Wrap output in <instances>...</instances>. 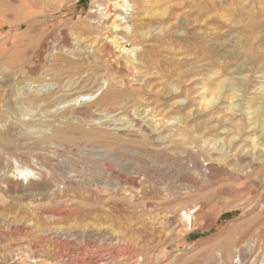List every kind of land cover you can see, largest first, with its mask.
Listing matches in <instances>:
<instances>
[{
  "label": "rangeland",
  "instance_id": "obj_1",
  "mask_svg": "<svg viewBox=\"0 0 264 264\" xmlns=\"http://www.w3.org/2000/svg\"><path fill=\"white\" fill-rule=\"evenodd\" d=\"M57 1L48 0L49 3H58ZM157 1L138 0L139 6H135L134 0H127L123 8L117 6V9H113L116 13H107L101 0L62 1V9L55 10L53 17L45 20L48 29L42 35H52L53 30L65 24L72 46L85 54L89 61L98 64L103 63L96 50L98 42L106 41L110 44L111 41H116L117 46L110 45L115 55L129 61L131 66L135 65L136 76L150 95L148 101L143 100L141 105H137L138 116L135 118L152 133L153 151L136 154L122 151L121 162L116 166L112 163L100 166L99 170H111L113 175L125 178L129 175L132 179L146 174V180L144 184L135 181L133 185L121 183L119 186H107L104 200L92 197L85 200L75 197L46 199L34 192L40 193L47 186V183L40 180L38 173L48 175L49 167L63 162L54 142L49 145L41 141L52 133V127L65 124L67 116L75 121L77 114L73 113L72 108L84 107L95 101L107 87V78L100 72L94 75L96 84L84 96L85 101L76 99V94H72L77 89L73 90V85L70 87L72 81H83L84 73L78 72L80 76L78 73H60L59 77H54L55 72L50 71L53 78L47 74L39 82L33 78H12L11 89L7 92H12L13 88L15 92L24 87L31 94H48L50 91L57 93L56 103L24 107V117L21 118L9 115L4 110L2 94L7 87L3 85L4 73L0 59V93L3 92L0 95V264L264 263V136L253 122L247 120L248 117L241 114L250 105L251 97L259 94V86L264 84L262 74L255 72L256 70L255 73L247 74L248 83L243 88L244 91L240 90L241 87L236 92L239 98L233 102L232 116L226 110L228 102L224 98L216 103L215 108L201 106L199 100L202 85L210 79L209 58L202 52V48L209 46L211 40L207 37L210 33L207 28L209 18L205 19L203 16L201 21L199 19L200 12L207 15L213 0ZM214 1L217 20L220 22V41L224 40L226 49L231 48L233 42L222 38V34L236 39L242 33L241 28L252 22L250 20H253L252 23L257 28L252 29L251 33L258 36L264 34V0ZM13 4L14 2L7 0L4 9L11 13ZM143 5L157 7L156 9L169 6L173 17L171 21H154L145 26H135L136 15L141 13ZM8 14L5 13L4 20L0 22V42L14 39L18 43L20 36L24 35V27L12 23V14ZM183 20L189 23L190 33L196 32L197 36L205 39L192 50H187L184 46L185 49L174 47L172 51L162 53L173 72L168 81L173 87L174 99L166 97L169 103L174 101V106L184 111L192 108L194 114L184 120L179 113H175L168 123L162 124L160 110L163 108L156 106L154 101L156 97H162L159 91L165 79L162 78L163 66L155 61V57L148 60L144 55V48L158 38L166 41L167 33H170L172 39L183 36L185 30L176 25V22ZM205 21H208V26L204 25ZM78 23H88L95 43L78 37L75 26ZM135 27L145 37H137V41L132 43L130 35ZM32 35L35 36V45L38 34ZM188 41L192 40L188 38ZM229 43L231 44L226 46ZM119 44L122 45L118 47ZM67 49H64L65 53L75 59L76 56ZM192 63L197 70L191 67ZM43 65L38 70L41 73L47 69L44 68L47 65ZM106 72L110 76L112 87L123 89L124 85L116 74L109 69ZM180 72L183 74L182 91L174 85V75ZM223 76L221 74L217 79L221 80ZM50 79L53 80L52 83ZM185 90H190L187 99L184 96ZM256 101L257 99L254 103ZM111 116L109 120L108 117L93 121L85 119L87 121L83 120V125L108 127L113 122L129 124L127 117H122L117 111ZM201 119H208L209 128L204 132L199 125ZM236 123L242 129L231 126ZM155 126L157 129L154 130ZM165 133H168L167 137L164 136ZM205 140L212 142L203 145ZM163 150L167 152L162 153ZM187 153L191 154L192 161H189ZM197 162L200 163L198 166L195 164ZM189 163L192 164L188 165ZM23 166L38 171L35 176H39V179L32 178L29 183L10 177L14 175L16 167ZM7 174L10 175V180L2 182V177ZM108 182L113 183L112 180ZM100 187L102 186L91 183L87 186L95 192H99ZM186 209H190L191 227L181 218Z\"/></svg>",
  "mask_w": 264,
  "mask_h": 264
},
{
  "label": "bare ground",
  "instance_id": "obj_2",
  "mask_svg": "<svg viewBox=\"0 0 264 264\" xmlns=\"http://www.w3.org/2000/svg\"><path fill=\"white\" fill-rule=\"evenodd\" d=\"M10 1L14 2L10 10L11 13L7 12L4 9V7L7 4V0H0V22L2 19L4 20L5 13L12 14V18H13L12 23L15 22V24H18L19 27L23 26L24 35L20 36V38L18 39L19 40L18 43L14 41V39H5L4 41L0 42V59H2L1 61L2 73H4V75H2V80H3V85L7 87V89H5L6 92L4 94H2L3 93L2 92L0 93V95L1 94L3 95V96L1 95L4 99L3 102H5L3 106L7 114L15 115L16 117L23 118L24 107H29V106L39 107L43 105L49 106L57 102V95H56L57 93L54 91H50L48 92V94H44L40 92L31 94L24 87H20L18 89L16 88L17 91L15 92L13 91L14 88L12 92L11 90L10 92H7L8 89H11L9 87H10V83H12L11 82L12 78L14 79L16 77L18 79L20 78L21 80H25V79L27 80L28 78H33L35 81L38 80L39 82V80H42V78L47 74L50 76L51 74V73L49 74L50 71L55 72V75L53 74L54 77H59L58 75H60V73L66 75H73L74 73L76 74L78 72H80L81 74L84 73L85 76L84 77L82 76L84 78L83 81H79L77 83L75 80L70 83V87L73 85L72 86L73 90L77 89V91H74L72 95L76 94L75 95L76 99L80 98V100L82 101L83 100L85 101L84 96L86 95V93L92 91V88L96 84L95 83L96 79H93L96 73L100 72L108 80L107 87L105 88L104 91L101 92V94L95 101L91 103H87L86 106L84 105V107L72 108L74 109L72 110L73 113L75 112L74 114H77L75 115L76 116L75 121L70 120L69 117L67 116L66 121H64L65 124L52 127L51 129L52 133L50 132L51 134L43 138V140L41 141L46 144L49 143V145L50 142H54L58 147L57 152L59 153L60 156H62L63 162L62 163L60 162L61 164L55 165L52 168L49 167L48 175L47 173L45 175L44 174L41 175L42 172L38 173V175L41 176L40 180L47 183V186H45L46 187L45 190L40 191V193L34 192V194L36 195L38 194L42 197H46V199H54L57 197H75V198H79L80 200H85L92 197L97 200H104V197H106L105 188H107V186H111V187L119 186L121 183L132 184L135 181H137V183L139 184L140 183L144 184L146 180L145 178L146 174L138 175L136 178L132 179L129 178L130 177L129 175L126 176L127 178L120 177L117 174L113 175L112 173H110L111 170H108L107 172L99 171L100 166L106 164L109 165V163H112L113 165L116 166V164L121 162L122 154L120 155V153H122V151L124 152L127 151L126 153L131 152L133 154L153 151L151 148V145L153 144L152 133L148 131L147 128L142 126L140 122L135 118V116L136 117L138 116L137 105L138 106L141 105L143 103L142 102L143 100L145 101L147 99L148 101V98L150 97L149 92L145 91L144 86L140 83L139 79L137 78L138 76H136L135 65L131 66V63L129 61L123 59V57L121 56L115 55V52L110 47V45H114V47L117 46L116 41H111L110 44L106 41H102L101 43L98 42L99 46H97L96 50L97 53L100 55V58H102L103 60L102 64L95 63V61L94 62L89 61V58L85 57L84 56L85 54L81 53L80 51H77V49H75L72 46L71 42L68 40L67 30L64 27L65 24L64 26L63 25L59 26L56 30H53L52 35L50 34L42 35L43 32H45V30L48 29L45 20L53 17L52 14L55 10L62 9V1L68 2L70 0H61V1L58 0L57 1L58 3H52V2L49 3L48 0H10ZM101 1L104 2L107 13L113 12V9H115L117 6H121L123 8L127 2V0H101ZM141 1L144 2L145 0L144 1L141 0ZM155 1L158 2L157 0ZM134 2H135V6H139L138 0H134ZM156 8L147 5L141 6V13L136 15V19H135L136 22L134 25L145 26L151 24L154 21H157L159 23L166 22L169 20L171 21L173 17L172 14L173 12L172 13L170 12L169 6L163 7L161 9H156ZM210 10H212L211 13ZM215 11H216V4L215 1L213 0L212 6L207 11V15L205 14V12H200V19H199L200 21L201 18H203V16H205V19L209 18V23L208 21L207 22L205 21L204 25L206 26L207 23L209 24V27L207 28L209 29L210 33H208L207 37L208 40L209 39L211 40V44L205 48H202V52L206 54V56L209 58L208 70L210 74L209 76L210 79L208 81H205L204 84L202 85V93L200 94L199 104L205 108H209V107L211 108L216 106V103L224 98V100L228 102V105L226 106V110L232 116L234 114L233 102L235 100H238L239 98L236 92L241 87L242 89L240 90H243V88L247 86L246 85L248 83L247 74L249 73L251 74L256 70L255 72L262 74V78L264 82V34L258 36L255 35L254 33H251V30L252 29L254 30L256 26L254 23H252L253 20H250L252 22H248L246 26H243L241 28L240 32L242 33L236 36L235 37L236 39L230 37H224V35L222 34V38L229 41L232 40L233 42L232 47L230 46L231 48L226 49L225 43H223L224 40L223 42L220 41L221 38L220 36L221 34L219 33L220 22H218L217 20L218 15ZM9 14L8 16H10ZM56 23L58 24L59 22ZM170 24L174 25V23H170ZM188 24L189 23L184 20L176 22V25H178L180 28L185 30V34L183 36H175L172 39L170 33H167L165 35L167 36L166 41H164L162 38L160 39L158 38L153 41L154 43H150V44L148 43L147 45H145L144 48V55L148 60H150L152 57H155L157 58V60L155 59L154 60L157 63H159L160 66H163L162 70L164 71V74L162 75V78L165 79L162 85L160 83L161 90L159 91V93L162 94L161 95L162 97H160V99H158L159 97L158 98L156 97V100L154 101L156 102L155 104L156 106H161L163 108L160 110L162 112L161 116L163 117L161 119L163 120L162 124H164V122L168 123V121H170V119L173 118L171 115L175 113L176 114L179 113L180 117L184 120H186L187 118H189L194 114L192 108H190L188 111H184V109H180L179 107L177 108L176 106H174L175 104L174 101L171 103L168 102V98L174 97V94L172 93L173 87L169 85V81H168V79L171 76H173V72L171 71L172 66L168 63L169 61H167L166 60L167 58H165L162 55L164 51L167 50L172 51V48L174 47L181 49L184 48V46H186V48H188L187 50H192V48L196 47L198 43H202L204 41L205 37H199L196 35V32L190 33L188 31ZM75 26H76V30L78 31V37L80 36L81 38L84 37L85 39L86 38L90 39L91 43H95V40H93L94 37L90 35L91 31L89 29L88 23H82V24L78 23ZM243 32L249 34L251 33L252 36L249 34H245ZM35 33L38 34V39L35 45H33V42L35 41L34 40L35 36H33L32 34ZM259 33L261 34V32ZM137 37H140L139 39H143L145 36L143 33L139 34V31L135 27V29H133L130 35V39H131L130 41L132 43H135L137 41ZM188 38H190V40L192 41L189 42ZM231 43L226 44V46L227 45L229 46ZM121 45L119 44L118 47H120ZM65 48L70 49V52L76 56L75 59L69 57L65 53L64 51ZM166 55H168V53ZM48 62L49 64L47 65ZM41 64H44L43 67L45 66V64L47 65V67L46 66L44 67L47 69L44 71L43 68L42 73L38 71L41 70L39 69L41 67ZM191 67H193L194 70H197L196 68H194L193 63L191 64ZM107 69L112 70L116 74V76L121 81V84L124 85L123 89L112 87L109 79L110 76H108L106 72ZM6 70H8V74H6ZM9 70L11 71V73H9ZM181 73L182 72L174 75L176 79L174 80L175 84L173 83L176 86V88L179 89L180 91H182L181 85L183 83L182 80L183 74ZM81 74L78 73L79 76ZM221 74L224 76L221 80H218L217 78H219ZM239 75H241V77H239ZM79 76H77V78ZM50 77L51 79L53 78L52 75ZM91 82L93 83L90 84ZM61 83L63 82L61 81ZM259 89H260L259 94L251 97L249 101L251 102L250 105H247V107L242 110L241 114L248 117L247 120L253 122V124L260 129L261 134L264 136V84L261 83ZM189 91L190 90L184 91V96L186 99L189 98V94H190ZM159 93L158 94L156 93V95L159 96ZM256 99L257 101L254 103ZM116 111L119 114L121 113L122 117L123 116L127 117L128 120L127 122L129 123L128 125H125L123 123L119 124L115 122L109 123L108 127H101V125H91L89 127H85L83 125V120L85 119H92L93 121L94 119L99 120L104 117L106 118L108 117L109 120L110 117H112L111 114ZM151 111L152 109L150 110V112ZM212 111L216 112L214 109ZM251 118H253V120H251ZM207 122L208 119H201L199 121V125L202 132L206 131L209 128L207 126ZM237 123L234 125L231 124V126L237 127L238 129H242V126ZM160 126L163 125L160 124ZM155 129H157L156 126L154 127V130ZM162 132H164V129ZM181 132H184V130H181ZM10 133L12 134V132ZM167 134L168 133H165L164 136L167 137L168 136ZM186 135L187 134H185V136ZM210 142L212 141L210 140L208 142V140H205L203 142V145L207 143L209 144ZM161 152L166 153L167 150H163ZM188 155H189V161H192L190 156L191 154ZM194 161L196 162V160ZM198 163L199 162L195 164L198 166L200 164ZM190 164L192 163H189L188 165ZM37 172L34 171L33 169L24 166L16 167L14 170V175L11 176L9 175V176L10 177L14 176L13 178H15V180H25L26 182L30 183L31 182L30 180L32 178L39 179V176L38 177L35 176ZM9 176L8 174L5 175L4 177H2L1 181L4 182L5 180L8 181L7 179L10 180ZM111 180L113 181V183L108 182V181L111 182ZM90 183L93 185L96 184L97 186L98 185L102 186L100 187L99 192L89 190L87 186ZM60 185H62V187H60ZM181 218L185 222V224H190V227L192 226L191 225L192 217L190 215V209L184 210L183 217ZM236 264L239 263L237 262Z\"/></svg>",
  "mask_w": 264,
  "mask_h": 264
}]
</instances>
